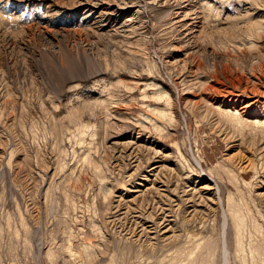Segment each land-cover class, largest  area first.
I'll return each mask as SVG.
<instances>
[{"label":"rangeland","instance_id":"374dc122","mask_svg":"<svg viewBox=\"0 0 264 264\" xmlns=\"http://www.w3.org/2000/svg\"><path fill=\"white\" fill-rule=\"evenodd\" d=\"M0 264H264V0H0Z\"/></svg>","mask_w":264,"mask_h":264},{"label":"bare ground","instance_id":"6f19581e","mask_svg":"<svg viewBox=\"0 0 264 264\" xmlns=\"http://www.w3.org/2000/svg\"><path fill=\"white\" fill-rule=\"evenodd\" d=\"M219 109H220V108H219ZM224 112H225V111H222V110L220 109V113H224ZM230 112H231V111H230ZM232 113H233V112H232ZM235 113H236V111H235ZM230 118H232V119H233L232 121H234L235 123H237V124H242V121H241L239 118H237L236 116H235V117L233 116V117H230ZM255 119H256V120H254V122H259V121H260V119H259V120H258L257 118H255ZM262 122H263V121H261V123H262ZM213 187H214V186H213ZM201 188H202V189H208V188H211V187L209 186V184H207V185H203V186H201ZM137 191H138V190H137ZM138 193H140V192H138ZM154 194H155V193H154ZM151 212H152V211H151ZM237 213H238V212H237ZM239 214H240V213H239ZM234 219H235L234 222L236 223V225H238L239 222H240V220L238 219V216H237V215H234ZM134 221H135V220H134ZM136 221H137V220H136ZM139 221H140V220H139ZM139 221H138V222H139ZM143 222H144V221H143ZM141 227H142V226H141ZM143 227H144V225H143ZM160 227H161V226H160ZM141 229H142V228H141ZM163 230H164V229H163ZM167 230H169V227H166L165 230H164L163 232H165V231H167ZM140 232H141V231H140ZM158 232H159V231H158ZM138 233H139V231H138ZM138 233H137V234H138ZM161 234H162V233H161ZM161 234H160V235H161ZM154 236H157V235H154V234H153V237H154ZM168 236L171 237V236H173V234H172V235H168ZM136 237H139V236H136ZM139 238H141V237H139ZM154 238H155V237H154ZM158 238H159V236H158ZM158 238H157V239H158ZM160 239H162V237H161ZM160 239H159V240H160Z\"/></svg>","mask_w":264,"mask_h":264}]
</instances>
